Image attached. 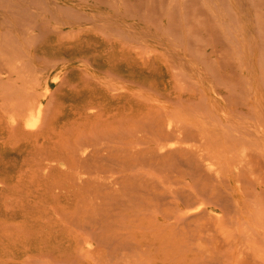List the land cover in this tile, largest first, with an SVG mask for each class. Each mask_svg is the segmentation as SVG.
<instances>
[{
	"label": "bare ground",
	"instance_id": "1",
	"mask_svg": "<svg viewBox=\"0 0 264 264\" xmlns=\"http://www.w3.org/2000/svg\"><path fill=\"white\" fill-rule=\"evenodd\" d=\"M94 1L0 0V264L264 262V70L198 17Z\"/></svg>",
	"mask_w": 264,
	"mask_h": 264
},
{
	"label": "rangeland",
	"instance_id": "2",
	"mask_svg": "<svg viewBox=\"0 0 264 264\" xmlns=\"http://www.w3.org/2000/svg\"><path fill=\"white\" fill-rule=\"evenodd\" d=\"M57 1H59L60 3H63V0H57ZM120 1L121 0H117V8H116V19H117V23L119 24V26H122V27H126L127 26V22L129 23L128 25L132 28V29H136V30H146L147 32H149V33H151V34H153L154 32H157V33H161V32H159L161 29H162V27H164V26H167L168 27V25H170V22L168 21L169 19V15L171 14V12L173 11L172 10V8L173 9H176V11L174 10L173 12H172V14L173 15H175L174 13H177V14H179V15H175L174 17H176V21H177V19L180 21L181 19H182V16L181 15H190V16H185V18H184V16H183V20H186L185 22H187V20H188V25L187 26H191L192 25V27H193V25H194V19H196L197 17L199 18H197L196 20H200V21H196L195 22V24L197 23L198 25H199V22H200V24H202V23H204V24H206V25H203V27H201L200 25V29H207L208 31H209V29H210V27L211 28H213V29H211L212 31L211 32H214L213 33V36L214 37H217L218 39H214V38H212L213 39V42L214 43H220L221 41L224 43V44H227V43H225V42H228V44L227 45H230L231 43L233 44H235V42H237L236 44H239L240 46H242L243 47V59H244V62H246L247 64H249V66H250V68H248L246 71H245V73L246 74H248V75H250V76H253L254 78H257V77H259L262 73V71L260 70V69H263L264 70V67H262V68H260L259 66L257 67V64L258 65H260V64H263L264 63V61H263V63L260 61V59L259 58H261V56L263 55L264 56V48L262 47L263 45L262 44H264L263 42H264V39H262V36H261V34L260 33H262L263 34V38H264V23H262L263 21H264V19H263V21L261 22V20L260 19H262V18H264V6H262V4L260 5V3L261 2H259V3H257V0H226V2H227V4H225L226 6H224V3H226L224 0L223 1H221L220 3H219V1H217V0H201L202 1V3L203 4H206V5H202L201 4V2H200V0H198V1H196V0H194V2L196 1L197 2V5H198V3H200L199 5L202 7V8H200L199 6H197L192 0H188V1H192L191 3L190 2H187L186 0H172L173 1V4L174 5H172V2H170L171 0H169V3H168V1L166 0V2L165 1H163V0H161L163 3H166V4H163L162 3V5L161 6H165V5H167V6H165V10H163V8H161V6H160V3H158L160 0H155V2H157L156 4L158 5V10H156V11H153V13H155L156 12V14H157V12L158 11H163V12H159L160 14H159V16H156V15H154V14H152L151 12H152V6H154V10H155V8H156V4H154V0H152V2H150L151 0H143V2H141L142 0H124V3H123V0H122V3H120ZM125 1H127L126 2V4L128 5V7L126 6V4H125ZM138 1H140L142 4H140V2L138 3L139 4V6H141V8L140 7H136L138 4H137V2ZM145 1V2H144ZM182 1V2H181ZM184 1H186V2H184ZM212 1V2H211ZM250 1V3H248ZM258 1H262V0H258ZM264 1V0H263ZM262 1V2H263ZM133 2H135V3H133ZM148 2V3H147ZM224 2V3H223ZM87 4H88V7L89 8H91V9H93V8H96L95 7V1L94 0H89V3L88 2H86ZM143 3H147V5H145L146 7H147V9L146 10H150L151 12H145V10H141L142 8L144 9V7L145 6H142L143 5ZM182 3V4H181ZM186 3V4H185ZM193 3L195 4L194 5V7L192 6L193 5ZM211 3H214V4H212L211 5ZM258 5H260V9L258 8V9H256V7H253L252 6V4L254 5V6H256L257 4ZM120 4H124L129 10H127V8H125L124 6H121ZM133 4H134V6H133ZM149 4H150V7H149ZM185 4V6H183ZM190 5V8L191 9H187L188 8V5ZM249 4H250V6L252 7V8H255V10H257V11H261L262 10V13L263 14H261V12H260V14L261 15H259L258 13L256 14V17L255 18H260L259 19V22H261L262 24H261V26H263L262 28H261V26L260 25H257L256 26V23L258 22V19H257V22L255 23L254 22V17H253V15L256 13H253V11H254V9H252L250 6H249ZM152 5V6H151ZM171 5L172 6H175V8L174 7H171ZM228 5H229V9H228ZM238 5V6H237ZM264 5V4H263ZM96 6H100L99 5V3L96 5ZM132 6L134 7V8H132ZM213 6V7H212ZM219 6V7H218ZM224 6V7H223ZM145 7V8H146ZM159 7H160V10H159ZM170 7H171V9H170ZM179 7V8H178ZM182 7H183V10H182ZM215 7V8H214ZM258 7V6H257ZM123 8V9H122ZM124 8H125V10H124ZM139 10H138V9ZM156 8V9H157ZM186 8V9H185ZM193 8H195V9H193ZM203 8H204V10H203ZM2 9V8H1ZM0 9V14H8L7 12H4L5 10L4 9H2L1 10ZM31 10H32V12H33V10H34V8H30ZM131 9V10H130ZM132 9H134L135 11H133ZM185 9V10H184ZM195 10V11H193V10ZM216 9V10H215ZM218 9V10H217ZM240 9V10H239ZM4 10V11H3ZM30 10V11H31ZM103 10H104V12H108L110 9L108 8V7H103ZM169 10V11H168ZM170 10H172V11H170ZM188 10H189V13H191L192 11H193V14L195 15H193L192 13L191 14H189L188 13ZM207 10H209V12L207 11ZM214 10H215V12H214ZM225 10H227V11H225ZM137 11H139V13L137 12ZM183 11H185V12H183ZM201 13V11H202V13L204 12V13H206V15L209 17H205V14H202L203 16L200 18V13ZM217 11H219V12H217ZM224 11V12H223ZM228 11H230V13H228ZM232 11V12H231ZM127 12V13H126ZM141 12V13H140ZM167 12L169 13V14H167ZM186 12L188 13V14H186ZM195 12H198L199 14H198V16H196V14H195ZM210 12L211 13H213V15L215 14V16H217V17H215V16H213L212 14H210ZM129 13H132L131 15H129ZM144 13V14H143ZM147 13H151V16L153 15V18L150 16V15H148L147 14V16H145ZM162 13V14H161ZM219 13V14H218ZM223 13H225V15L223 14ZM233 13V14H232ZM253 13V14H252ZM31 14H34V13H31ZM135 14V15H134ZM172 14L170 15V16H172ZM228 16H227V15ZM231 15V17H234V21L236 22V25L234 24L233 25V23H234V21L231 19L230 20V18H228L230 15ZM128 15L130 16L129 18H128ZM161 15H163V16H161ZM220 15H222L221 17H220ZM257 15H259V16H257ZM35 16V15H34ZM125 16V17H124ZM140 16V17H139ZM144 16H145V18L146 17H150V19L149 18H146V19H144ZM155 16H156V18H158V17H160V19L158 20V21H155ZM181 16V17H180ZM191 16H193L194 18H192ZM211 16V17H210ZM213 16V17H212ZM261 16V17H260ZM263 16V17H262ZM206 18V20L204 19V18ZM36 18L38 19L39 17H37L36 16ZM56 18L57 19H59V20H64V19H66V18H64L63 17V15L62 14H58L57 16H56ZM180 18V19H179ZM187 18V19H186ZM210 18H211V20H210ZM37 19H35V20H37ZM138 19V20H137ZM148 19L149 20H151L152 21V19H153V21L154 22H150V21H148ZM190 19H192V20H190ZM204 19V20H203ZM146 20V21H145ZM208 20V21H207ZM229 21L228 22V25H230V22H231V25L230 26H228L227 24H226V21ZM256 20V19H255ZM149 22V24L148 23H146V22ZM202 21V22H201ZM206 21V22H205ZM221 21H223V22H225V23H223V22H221ZM233 21V22H232ZM156 22V23H155ZM157 22H159V23H157ZM207 22H208V24H207ZM213 22V24H210V23H212ZM215 22V23H214ZM254 22V23H253ZM258 22V24H260ZM153 23V24H152ZM220 23H222V24H224V26L221 24L220 25ZM155 24H156V26H155ZM160 25V27L158 26V25ZM182 24V23H181ZM217 24V25H216ZM218 24L220 25L219 27H217L218 26ZM254 24H255V26H254ZM152 25H154L153 27H152ZM182 25H184V24H182ZM207 25H208V28H207ZM211 25V26H210ZM212 25H216V27L215 26H213L212 27ZM225 25H226V27H225ZM186 26V25H185ZM195 26H197V25H194V28H195ZM199 26H197L196 28L197 29H199ZM228 26V27H227ZM158 27V28H157ZM231 27V28H230ZM261 28L262 29V32L260 31V29H258V28ZM155 28V29H154ZM157 28V29H156ZM214 28H215V31H214ZM224 28H227V29H232V30H230L231 32H233V34L232 33H230V31L228 32V30L227 29H224ZM159 29V30H158ZM255 29V30H254ZM256 29H258L257 31H256ZM223 30H225V31H223ZM219 31V32H218ZM222 32V33H221ZM228 32V33H227ZM257 32H259V33H257ZM218 33H220V34H218ZM225 33H226V35H225ZM256 33L257 34H260V36L258 35V37H260L259 38V40H258V37L256 36ZM216 34H218V35H220V39H219V37H218V35L216 36ZM221 34H224L225 35V40H224V35H221ZM228 34L230 35V36H228ZM232 34V35H231ZM239 34H240V37H239ZM212 36V37H213ZM221 36H223L222 38H221ZM232 36V37H231ZM235 38V39H232V38ZM241 38V39H240ZM211 39V40H212ZM221 39H223V40H221ZM229 39H231V40H229ZM216 40V41H215ZM220 42H219V41ZM227 40H229V41H227ZM234 40V41H233ZM261 40V41H260ZM225 41V42H224ZM248 41V42H247ZM258 41H260V42H258ZM221 42V43H222ZM231 42V43H230ZM249 43V44H248ZM259 43L262 45L261 47H260V45H259ZM235 44V45H236ZM246 44H248V45H246ZM258 47V48H257ZM262 48V49H261ZM249 51H248V50ZM262 50V51H261ZM260 51V53L258 54V52ZM260 55V56H259ZM262 56V58L264 59V57ZM231 57H234V55H231ZM230 58V57H229ZM261 58V59H262ZM233 59V58H232ZM257 59V60H256ZM257 63H256V62ZM264 66V65H263ZM257 67V68H256ZM258 69V70H257ZM259 70L261 71V72H259ZM252 73V74H251ZM258 73H260V74H258ZM264 73V72H263ZM264 75V74H263ZM249 254V253H248ZM98 255H100V254H97V255H94L93 256V259L94 258H96V260L94 259V261H93V259H92V255H88V256H85V257H82V259H81V257L79 258L78 257V259H77V261H75L74 263H76V264H98V261L100 260V264H101V262L103 261L105 264H114L113 263V261H118L119 260V258L121 259V261L119 260V263H117L116 261H115V264H120V262H122L121 264H123V262H124V264L126 263H128V262H131V259L129 258V257H122V256H120V255H115V258H113V257H111V256H109L110 257V259H111V261L109 262V257L107 256L106 257V255H102L101 254V256L99 257ZM91 256V257H90ZM96 256H98V257H96ZM252 253H250L247 257H249V259H250V264H256V262H257V264L259 263V264H264V262L262 261V259L259 257V256H257V255H253L252 257ZM104 258H106V259H104ZM124 258H126V259H124ZM97 259H98V261H97ZM108 259V260H107ZM115 259V260H114ZM124 259V260H123ZM244 261H245V263H247L248 264V261H249V259L248 258H246V257H244ZM256 260V262H255V260ZM123 260V261H122ZM130 260V261H129ZM107 263H106V262ZM247 261V262H246ZM253 261V262H252ZM96 262V263H95ZM255 262V263H254ZM104 263H102V264H104ZM130 264V263H129ZM132 264V263H131Z\"/></svg>",
	"mask_w": 264,
	"mask_h": 264
}]
</instances>
